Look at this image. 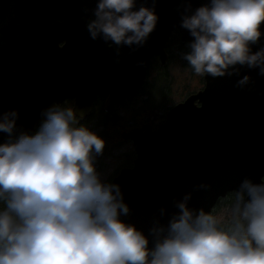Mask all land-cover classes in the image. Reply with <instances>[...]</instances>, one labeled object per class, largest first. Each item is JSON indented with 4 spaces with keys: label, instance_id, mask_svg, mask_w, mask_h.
I'll list each match as a JSON object with an SVG mask.
<instances>
[{
    "label": "clouds",
    "instance_id": "obj_1",
    "mask_svg": "<svg viewBox=\"0 0 264 264\" xmlns=\"http://www.w3.org/2000/svg\"><path fill=\"white\" fill-rule=\"evenodd\" d=\"M157 20L154 5L96 0L86 27L118 51L142 46ZM262 22L264 0H207L194 10L189 2L180 24L193 39L181 56L201 76L238 66L264 75V46L252 50ZM249 80L245 74L237 84ZM18 115L0 113V264H264V179L241 181L226 226L190 208L185 193L167 223L154 219L149 246V235L121 219L130 209L120 185L96 168L105 140L79 124L84 112L53 103L31 132L17 127Z\"/></svg>",
    "mask_w": 264,
    "mask_h": 264
},
{
    "label": "water",
    "instance_id": "obj_2",
    "mask_svg": "<svg viewBox=\"0 0 264 264\" xmlns=\"http://www.w3.org/2000/svg\"><path fill=\"white\" fill-rule=\"evenodd\" d=\"M189 2L194 10L207 0H137V7L154 5L156 26L142 46L121 45L117 51L89 35L86 24L96 0H15L18 24L39 22L46 29L43 48L12 73L9 83L0 81V113L18 110L17 127L31 132L42 109L53 103L73 100L77 114L83 111L86 118L97 96L105 94L106 110L120 108L146 82L152 58L166 62L172 33L179 32L184 43L193 39L180 24ZM260 27L264 32V22ZM261 46L264 34L252 50ZM238 67L231 75L203 76V88L173 104L158 126L145 121L121 132L136 151L133 165L112 179L130 209L122 220L149 235L154 219L167 223L178 211L175 201L187 192L190 208L211 212L244 178L264 179V75ZM245 74L248 84L238 86ZM5 138L0 132V142Z\"/></svg>",
    "mask_w": 264,
    "mask_h": 264
},
{
    "label": "trees",
    "instance_id": "obj_3",
    "mask_svg": "<svg viewBox=\"0 0 264 264\" xmlns=\"http://www.w3.org/2000/svg\"><path fill=\"white\" fill-rule=\"evenodd\" d=\"M15 0H0L3 8L0 13L5 12ZM45 25L42 23H26L19 25L15 18L0 30V81L9 83L13 72L17 71L23 62L31 58L37 51L43 48L42 38ZM168 59L164 65L158 57H153L150 63L148 78L140 86L137 94L127 101V109H105V94L97 96L92 113L86 118H78L79 124L90 127L105 140L103 155L96 158L97 170L102 178L112 181L125 166H132L136 157L135 147L132 141L121 138V128L132 124H140L142 121H152L158 126L162 122L170 107L177 99L173 93L175 87L181 91L182 96L192 93L204 85L203 76L198 75L186 83L182 79L175 85L170 61L174 56L188 68L187 61L183 60L181 53L187 51L186 43L182 42L179 32L171 34L166 43ZM177 63V62H176ZM176 66V64H175ZM185 81V82H184ZM73 100H66L62 106L72 107ZM235 199V190L230 191L225 197H221L213 207L211 214L221 218L222 225L228 222V210Z\"/></svg>",
    "mask_w": 264,
    "mask_h": 264
},
{
    "label": "rangeland",
    "instance_id": "obj_4",
    "mask_svg": "<svg viewBox=\"0 0 264 264\" xmlns=\"http://www.w3.org/2000/svg\"><path fill=\"white\" fill-rule=\"evenodd\" d=\"M12 7L13 5H10V7L3 13H0V30L4 27H6L9 22L11 21V19L14 18V14L12 12ZM3 8V4L0 5V10ZM172 60L170 61V66L172 69L171 74H173V79L175 81V85L178 84V82H181L182 79L187 80L186 83H192L191 80H194V78L197 76V74H195L191 68H188L186 65L184 66L181 61L176 59V56H174L173 58H171ZM177 62V63H176ZM176 64V66H175ZM185 82V81H184ZM173 93L178 94L177 95V99L175 101H172L173 103H176L178 101H181L185 98V96H182L181 91H177L176 87L173 91ZM188 95V94H187ZM127 109V108H126ZM143 122V121H142ZM127 128V127H126ZM126 128H121V132L126 129ZM120 132V134H121ZM122 138V137H121Z\"/></svg>",
    "mask_w": 264,
    "mask_h": 264
},
{
    "label": "flooded vegetation",
    "instance_id": "obj_5",
    "mask_svg": "<svg viewBox=\"0 0 264 264\" xmlns=\"http://www.w3.org/2000/svg\"><path fill=\"white\" fill-rule=\"evenodd\" d=\"M14 4H15V1H14ZM14 4H13V7H14ZM13 7H12V12H13ZM13 14H14V13H13ZM14 18H15V21H16V16H15V14H14ZM59 19H61V17H60ZM16 23H17V21H16ZM17 24H18V23H17ZM19 25H20V24H19ZM24 25H25V24H24ZM21 26H22V25H21ZM45 29H46V25H45ZM44 33H45V32H44ZM167 54H168V53H167ZM168 57H169V56H168ZM168 57H167V59H168ZM166 61H167V60H166ZM165 63H166V62H165ZM165 63H164V64H165ZM164 64H162V65H164ZM139 88H140V87H139ZM202 88H203V85H202L201 88L197 89L196 91H198V90H200V89H202ZM138 91H139V90H138ZM196 91H193V92H196ZM137 93H138V92H137ZM137 93H136V94H137ZM134 95H135V94H134ZM134 95H132V96H134ZM132 96H131V97H132ZM186 96H187V95H186ZM186 96H185V97H186ZM131 97H129V98H131ZM104 98H105V99H104V107H105V101H106L107 96L105 95ZM129 98H128V99H129ZM128 99L126 100V102H125L120 108H118V110H120V109H126V108H127V107H126V105H127L126 103H127ZM105 109H106V108H105ZM143 122H145V121H143ZM143 122H142V123H143ZM142 123H140V124H142Z\"/></svg>",
    "mask_w": 264,
    "mask_h": 264
}]
</instances>
